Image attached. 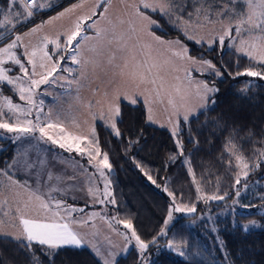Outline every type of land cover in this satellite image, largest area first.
<instances>
[{"label": "snow or ice", "instance_id": "1", "mask_svg": "<svg viewBox=\"0 0 264 264\" xmlns=\"http://www.w3.org/2000/svg\"><path fill=\"white\" fill-rule=\"evenodd\" d=\"M85 3L87 0H78L23 35L16 34L10 43L0 47V129L16 133L15 139L32 136L69 153L75 152L81 158L86 157L88 167L95 169L91 175H87L88 169L74 159H62L61 163L85 176L87 193L93 203L115 205L109 177L112 165L108 153L102 152L100 148L92 121L97 118L103 120L112 134L119 138L122 135L117 126L122 115L121 103L135 106L142 102L150 123L157 122L158 111L163 110L168 114V125L179 150L178 155H183V142L179 139L181 122H188L197 108L206 107L210 95L218 91L214 86L194 79L193 73H211L216 77L222 75L221 69L212 60L189 55L187 45L179 38L166 41L157 36L152 29L160 25L146 15L145 10L167 18V22L185 40L199 45L207 44L209 50H214V45L221 51L233 49L250 62L264 67V0H120L123 12L115 17L109 14L112 0H93L87 11L76 15L65 30L56 31L54 35L45 34L38 46L24 43L26 36L41 31L45 25H51L66 16L71 18ZM7 4L0 28L11 25L10 31H14L17 23H26L37 11L51 6L41 0H7ZM17 5L22 6L24 11H16L10 19L11 10ZM21 16L23 20L19 19ZM89 32L92 34L89 35ZM7 38V31L0 33V39ZM49 45L53 46L52 49ZM67 60L77 67L64 66ZM59 73L68 75L61 76ZM236 75L264 79V72L254 71L251 67ZM60 79L66 81L68 89L76 86V99L90 117L84 121L86 131L76 120L69 123L59 114L54 116L51 110L44 113V101L37 100L41 85H49ZM85 81L95 86L90 88L89 98L82 101L79 89ZM5 86L24 103H16L11 96H5ZM193 94L199 98L200 104H190ZM33 109L35 117L28 119L33 115ZM136 143L139 141H129V146ZM261 143L264 144V139ZM225 151L230 154L229 164L234 158L236 167L241 170L237 174L236 184H240L241 174L246 178L249 171L260 166L255 163L250 167L242 150L231 137L226 142ZM255 151L257 160H264V148ZM176 158L175 155L169 157L173 161ZM39 163L42 168L46 165L43 160ZM185 163L189 165L188 173L199 194L202 189L195 178L191 162L186 159ZM27 167L32 168L34 165L28 164ZM137 167L156 187H161L141 164L137 163ZM41 175L37 173L33 186L27 180L21 182L7 171L0 170V176L6 177L8 182L7 185H0V214L9 217L15 228L13 232H5V222L0 219V236L11 237L28 254L30 264H43L41 255L51 258L63 248L79 249L84 246L91 247L103 264H116L118 253L110 251L105 256L93 239L89 238L90 233L84 231L89 221L95 217L104 220L105 217L99 212L86 214L85 217L74 216L73 213H84V208L69 205L62 198L73 187L66 181L75 180L76 177L46 171L43 175H46L47 180L42 182ZM97 178L103 182L102 190L94 183ZM163 190L172 197L173 203L159 235L167 234L165 229L173 219V211H196L195 205L178 204L175 194L169 191L166 184ZM236 195L239 196L240 192L237 191ZM197 198L205 202L224 199L218 195H198ZM113 221L117 225L122 224L127 231L121 232L113 227ZM107 223L125 242L121 252L126 253L134 242L142 261L149 245L157 242L155 237L147 242L143 240L131 219L111 217ZM251 223L255 224L254 221ZM91 236L94 237L95 233H91ZM108 242L111 244V240ZM167 246L174 247L172 242ZM180 254L183 255L182 252Z\"/></svg>", "mask_w": 264, "mask_h": 264}, {"label": "trees", "instance_id": "2", "mask_svg": "<svg viewBox=\"0 0 264 264\" xmlns=\"http://www.w3.org/2000/svg\"><path fill=\"white\" fill-rule=\"evenodd\" d=\"M74 1L59 0L51 10L39 12L36 20L28 23L29 20L10 31L7 39H0V45L13 37L14 32L56 14ZM7 6V0H0V20ZM145 13L160 25L152 29L157 36L168 40L179 38L187 45L189 55L212 60L222 75L193 73V77L215 85L218 91L210 97L209 106L188 122H181L179 139L183 142V155H178L179 150L168 129L147 121L142 102L135 106L121 103L122 115L117 126L122 135L119 138L112 134L104 121H95L100 148L108 153L112 165L111 188L118 218L131 219L135 230L146 242L153 237L157 241L149 245L143 261L133 246L116 259V264H264V230L246 231L241 224L264 217L259 211L264 206V160L258 161L255 151L264 148L261 143L264 139V79L236 75L250 67L264 72V67L250 62L233 49L221 51L214 45V50H209L207 44L185 40L167 18L150 10ZM2 31L0 28V33ZM3 94L18 100L7 86L3 88ZM229 137L242 150L250 167L255 163L260 165L249 171L246 178L241 175L240 184H236V169L229 164L230 154L225 151ZM136 140L139 143L129 146V141ZM1 146L0 170L14 157L18 144L11 138L0 137ZM174 155L177 156L175 161L169 159ZM186 159L191 162L202 189L199 194L188 173ZM137 163L161 187H156ZM165 184L175 194L178 204L195 205L196 211H173L172 222L165 229L167 234L159 235L173 203L172 197L163 190ZM198 195H218L224 199L205 202L198 199ZM231 201H236L239 211L223 216L217 214ZM116 226L121 228V224ZM169 242L174 247L169 248ZM40 259L43 264H103L88 247H66L51 258L41 255ZM0 264H30V261L28 254L12 238L0 236Z\"/></svg>", "mask_w": 264, "mask_h": 264}, {"label": "rangeland", "instance_id": "3", "mask_svg": "<svg viewBox=\"0 0 264 264\" xmlns=\"http://www.w3.org/2000/svg\"><path fill=\"white\" fill-rule=\"evenodd\" d=\"M58 1L59 0H41V2L45 4H50L51 6L45 7L44 9L37 11L34 17L28 23L36 20L38 17L37 14L39 12L49 11L52 8H54ZM77 2L78 0L72 2L66 8L70 7L72 4H75ZM92 2L93 0H87V3H85L84 7L82 9H78L76 13L72 14L71 18L66 16L61 19L55 20L51 25H45V27L41 31H38L37 33L32 34L30 36H26L24 38V43L30 44V46H38L41 42L42 37L45 34L54 35L56 31L65 30L71 25V22L72 20L75 19L76 15H79L82 12L87 11V9L90 7ZM7 8L8 6L3 9V14L5 10H7ZM63 10L59 12H62ZM16 11L23 12L24 9L22 6L17 5L10 12V15H9L10 19H12L15 16ZM59 12L33 23L31 26H29L28 28L22 31L14 32V36L8 39L3 44H1L0 47L6 45L7 43H10L11 39H14L16 34L23 35V33L28 32L31 28L35 27L36 25L41 24L42 21H47L51 17L57 16ZM122 12H123V5L120 3V0H112V4L109 8V14L115 17L117 15H120ZM3 14H2V20H3ZM19 19L23 20V16L19 17ZM20 24L22 23H17L14 30H16L17 26ZM11 28L12 26L8 25L7 28H4V30L5 32L6 31L10 32ZM88 34L91 35L92 33L89 32ZM162 39L166 41L168 40L164 38ZM171 40H175V39H171ZM52 47H53L52 45H49L50 49H52ZM64 66L71 67V68L77 67L76 65L71 64L70 60L65 61ZM58 75L67 76L68 74L59 73ZM193 78L196 80H201V81L206 82L205 80L199 77H193ZM96 83H98V81ZM208 84L209 86H214L216 88L215 85L210 84V83ZM94 86H95L94 83L89 84V82L87 81L84 82V86L79 89V95L82 98V101H86L89 98L90 88ZM39 93L40 95H38L37 100L44 101V113H48L51 110L54 116L56 114H59L63 119H65L69 123H71L72 120H76L81 124L82 128L86 131L87 125L84 124V121L89 120L90 117L88 116L87 110L82 106V103L78 102L76 99L77 89L75 85H73L71 89H68L66 87V81L60 79V80H57L55 83H51L49 85H41V88L39 89ZM212 95H210V97ZM209 99L207 101L206 107L210 105ZM14 102L20 103V104L24 103L23 101H20L19 98L17 101H14ZM189 102L192 105H198L201 103L199 98L196 97L194 94L191 96ZM206 107L197 108L195 114L192 115L191 117L195 116L199 111L203 110ZM34 117H35V109H33V115L27 118L34 119ZM156 119H157V122L152 123V124L162 127V128H166L171 132V128L168 125V114L167 113L163 112V110L158 111L156 115ZM96 120H101V119L97 118ZM96 120L92 121L93 125L95 124ZM16 135H17L16 133H9L4 129H0V137L11 138L18 144V148L16 149L17 151L15 153L16 157L14 158L13 163L12 164L8 163L6 167L3 168V170L7 172L10 171L11 176L14 179L19 180L21 182L27 180L28 183L33 186H35L38 172L42 173L41 175L42 182L47 180L46 175H43V173L46 171H51L56 175H63L65 177L75 176L76 177L75 180L66 181L68 185H72L73 187H71V190L68 191V194L66 196H63L62 198L69 205H73L77 208H84V213H73L74 216L85 217L86 214H89L92 212H99L101 216L105 217L104 220L100 219V217H95L93 220L89 221L88 227L84 229V231H87L90 233L89 238L93 239V242L100 248V251L105 256H107L110 251L118 253V255L116 256V259L119 256L125 254V252H121V249L124 247V243H125L123 238L119 236L116 232L112 231V229L108 227V223H107V220L110 219L111 217H118L115 211V205H112L110 203H105V204L96 203V205L88 206L89 203L91 204L93 203V200L85 198V195L88 194L84 190V185L86 188L88 185L85 176L81 175L78 171L74 170L72 167H68L64 163H61L62 159H68V160L74 159L75 161H78L80 164L84 165V167L87 168L88 170H91L93 168L88 167L87 158L86 157L81 158L75 152L69 153L65 151L64 149H60L57 145H52L51 143H45L43 141L33 138L32 136H22L20 139H15ZM2 148L3 146L0 147V150ZM42 160L46 162V165L43 168L41 167L39 163ZM247 161L249 162L248 159ZM28 164H32L34 165V167L28 168L27 167ZM231 165L236 169V176H237V174L241 170L236 167V161L234 158H232ZM109 177H110V174H109ZM100 182L102 185V188H101L102 190L103 182L102 181ZM7 183L8 182H7L6 177L0 176V185H7ZM53 183H55V181H53ZM64 186L65 185H61V187H64ZM111 191H112V188H111ZM239 210H240V207L236 203V201H231L229 205L221 209L217 214H219L220 216L228 215V214H235ZM245 210H249V209H245ZM259 211L264 213V206H262ZM184 213H189V212H184ZM0 219H3L5 222L3 225L5 232L15 231V228L12 226V223L9 217H4L2 216V214H0ZM253 221L255 222V224L251 223ZM171 222L172 220L169 222V224ZM241 224L244 227L247 226V229L264 230V217L247 220V221L241 222ZM113 227L117 228L121 232L127 231L126 229H124L122 224H121V228H118L114 221H113ZM93 232L95 233L94 237L91 236V233ZM4 237H8V236H4ZM109 240H111V244H109L108 242ZM133 246H134V242H133V245H130L128 247V250ZM84 247H88L93 252L91 247L89 246H84ZM98 258L101 260L100 257ZM143 264H147V263L144 262Z\"/></svg>", "mask_w": 264, "mask_h": 264}, {"label": "crops", "instance_id": "4", "mask_svg": "<svg viewBox=\"0 0 264 264\" xmlns=\"http://www.w3.org/2000/svg\"><path fill=\"white\" fill-rule=\"evenodd\" d=\"M3 2H4V0H3ZM3 4H4V3H3ZM1 20H2V19H1ZM2 30H3V31H2ZM1 31H2V33H4V32H5L4 28H1ZM7 32H8V31H7ZM8 33H9V32H8ZM15 157H16V155H14V157L10 160V162H9L10 164L13 163V160H14ZM1 170H3V169H1ZM94 171H95V169L88 170L87 175H91ZM8 174L11 175V172L8 171ZM94 183H95L96 186L99 187L100 189L102 188L101 182H100V180H99L98 178H97L96 180H94ZM87 187H88V185H87ZM84 190L87 192V188L85 187V185H84ZM85 198H88V199L93 200L92 197H90L88 194L85 195ZM90 205H96V203H92V204L89 203L88 206H90Z\"/></svg>", "mask_w": 264, "mask_h": 264}]
</instances>
